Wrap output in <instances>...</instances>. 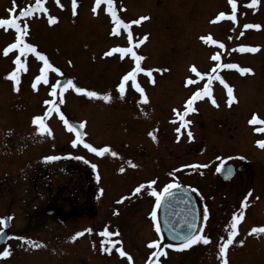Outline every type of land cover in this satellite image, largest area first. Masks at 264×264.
<instances>
[{"label":"rangeland","instance_id":"obj_1","mask_svg":"<svg viewBox=\"0 0 264 264\" xmlns=\"http://www.w3.org/2000/svg\"><path fill=\"white\" fill-rule=\"evenodd\" d=\"M34 3L35 0H15L16 14ZM250 4L251 0H237L236 21L226 16L213 22L220 12L230 16L232 9L229 0H114L117 14L125 23L141 16L149 17L140 24L131 25L133 42L139 44L138 41L147 34L148 44L142 50L146 56L145 65L153 70L167 69L153 71L152 78L144 72L137 75V81L148 97L146 103L140 102L141 94L131 87V81L123 97L118 93L117 85L122 76L135 66V61L129 55L124 60L117 53L104 55L111 49H106L108 46H127L129 43L128 30L122 26L117 28L105 3H101L99 14H95L92 11L95 0H78L77 15L73 16L71 0H59V3L57 0H45L47 13L38 11L32 17L21 18L22 26L25 22L28 24L26 42L35 44L60 72L49 70L48 84L37 82L35 77L40 75L43 61L34 53L26 57L21 55L22 62L26 61V70L18 73L19 91H15L14 82L6 78L17 68L14 59L20 55L19 49H13L7 55L3 53L5 47L15 42L17 33L14 29L0 27V160L9 158L8 168L13 171L18 166L16 162L21 159L22 149L29 150L33 143L43 144L45 148L37 147L40 158L36 164L49 154H63L71 150L72 140L60 125L62 119L59 113L52 112L45 120L51 129L50 134H41L37 130L38 125L33 123L35 116H42L50 107L44 103L46 100L56 101L64 117L88 123V137L94 144L110 146L118 153L117 156L106 153V157H101L103 160H100V164L97 159L94 160L103 186L97 188L102 193L96 200L92 222L94 239L91 243L86 241L82 246L83 252L75 255L63 253L62 249L52 253L55 256L50 264H129L127 257H121L116 251L120 244L111 253L101 250L102 241L106 238L100 233L106 226L109 231H119L120 235L111 239L122 241L124 251L132 256L131 264H146L150 253L155 250L148 247L150 241L160 240V246L163 245L162 235L156 231V220L149 218L154 211L150 206V194L145 188L140 193L134 191L141 182L147 185L146 181L141 180L149 175L144 170L142 178H138V170L132 166L136 155L141 157V169L148 168L147 159L151 157L150 160L157 159L158 163L163 161L156 168L157 172L169 175L176 174L175 169H178L186 180L190 177V183L196 184L199 177L195 166L200 160L201 166L207 165L201 167V189L209 193L213 218L218 217L217 228L210 230L211 234L227 233L226 225L231 216L229 207L237 201L242 202L243 194L249 191L251 196L248 201H252L255 208L253 227L264 226V149L256 143L257 140H264V133L254 131L255 127L264 125L249 124L253 113L264 119V0H259L256 6ZM12 7L13 0H0V18H10L8 9ZM49 15L58 17V22L50 24ZM244 24H259L261 28L244 29ZM114 30L118 34H113ZM204 36H211L218 43L203 41L201 37ZM220 44L224 47H220ZM239 45L258 46V50L240 52ZM217 52L221 59L211 60V56ZM225 63L253 69L250 74H241L238 69L219 68L215 71L214 75L223 77L225 84L233 87L238 102L229 106L225 84L213 78L211 96L193 101L196 111L189 110L185 115L186 107L183 106H186V101L209 83L207 76L197 77L191 67L195 66L203 75L211 72L217 64ZM63 76H70L78 87L102 95L110 94L111 99L104 100L102 95L89 97L71 88L63 94V102L60 103L61 96L54 99L50 93L51 85ZM188 78L196 83L187 84ZM34 83L36 88L32 87ZM213 98L218 107L211 102ZM172 107L182 110L181 114L185 116L184 121L177 123L187 125L185 122L192 121L189 125L192 138L188 135L177 138V124H169ZM197 111L200 112L195 113ZM120 128L125 130L124 135L120 134ZM137 135H140L139 139ZM11 143L12 151L7 149ZM4 149H7L8 156L3 154ZM123 156L134 159H125L121 166ZM227 163H239V169L249 164L252 171L243 178V185L240 179L243 173L239 172L234 178L241 180L239 183L223 181L218 175L217 167ZM106 164L110 166V171L106 170ZM183 165L187 169H183ZM121 167L125 169L124 172L119 171ZM157 172L152 176L155 177ZM12 176L14 180L19 178L16 172ZM15 200L18 202V199ZM18 207L23 208L20 203ZM22 217L23 214L19 213L18 226L23 224ZM253 235L256 241V234ZM30 252L35 254L42 251ZM26 253L27 250L19 252L4 264H38L33 257H25ZM217 254L215 250H208L207 257L205 247L195 246L181 251H167L166 256L162 255L160 264H221L220 260L215 261ZM228 258L230 264H235L230 252Z\"/></svg>","mask_w":264,"mask_h":264},{"label":"flooded vegetation","instance_id":"obj_2","mask_svg":"<svg viewBox=\"0 0 264 264\" xmlns=\"http://www.w3.org/2000/svg\"><path fill=\"white\" fill-rule=\"evenodd\" d=\"M133 43L136 44L135 42ZM147 44L148 43L144 41L142 44H138L135 49L138 55L145 57V59L141 61V67L144 69H146L148 66L145 65L144 61H146V56L142 50L146 48ZM128 46L129 43L127 46L126 44H119V47ZM113 47L117 46H108L106 49ZM117 54L120 55L119 53ZM148 69L153 68L148 67ZM153 75L154 72H152L151 77L148 75L147 76L152 78ZM8 80L10 81V79ZM65 92L66 91H63V94ZM58 96H60V91L57 97ZM184 107L186 106H183V108ZM199 112L200 111H197L195 113ZM181 113L182 110L180 111L174 107L171 108L169 124H177L176 129L180 128L179 133L175 130L177 138L187 135L189 131V125L192 123V121H189L190 123L187 125L177 123L178 121H184L185 116ZM64 118L67 120L71 119L69 116H65ZM75 120L84 124L83 133H86V135L83 136V140L86 143H90L96 148L104 147L97 146L89 139L88 135L90 128L88 127V123L85 124L82 120ZM60 125L61 127L64 126V132L71 137V140L75 139V133L65 127L63 120L61 121ZM120 129V134L124 135L125 130L123 128ZM172 133L174 134V127L172 128ZM139 137L140 135H137L138 139ZM32 145L33 146L29 150L22 149L21 159L20 161L16 162L18 166L13 171L8 168L10 164L9 158H3V160H0V173H3L2 176H0V218L10 217V219H7L5 222L6 224H9L5 231L7 238L5 242H0V251H2L4 247H10L11 249L10 256L0 258V264H4L7 259H12V257L16 256V254L23 252L24 250H27L25 257L28 259L33 257V260L38 264H50V261H54L52 257L55 256L52 253L60 252L59 250L62 249L63 253L75 255L77 252H83L82 246L86 244V241L91 243V241L94 239L93 233L87 232L85 230L89 228L92 229V222L96 212V200L99 198L100 192L102 193V190H97L98 187H103L100 184L101 177L96 171V168H93V165H96L94 160L97 159L98 163L100 164V160H103V158H101L102 156L91 152L82 144H79L75 147L72 145L71 150L63 154L59 152L55 154L56 156L64 158L54 161H46L42 159L38 164H36V161H38L40 158H38L39 148L37 147H41L43 144L41 145L40 143H33ZM7 149L12 151L13 143H11ZM7 149L2 151L3 154H8ZM50 155L51 154H49V156ZM103 156L106 157V153ZM77 157H83V159H79ZM134 158L132 156H123L121 158V166L124 165L123 161L125 159H134V165H136L135 168L138 170V178H142L141 173L145 170L149 175L146 176L147 178L144 177L141 181H146L147 184L148 181L155 180V187L160 185L158 188L153 187L154 185H146L145 187V189H147V194L149 193L151 197L150 206L154 211H156L157 215L158 208L156 206V197L152 195V191L155 189L158 192H163L164 187L169 183H174L190 189L198 198L200 206L202 207V214L204 213L205 207H207L209 215L206 221L202 216L201 229L203 234L210 237L211 242L208 245L198 243L192 245L191 247H205L207 257L208 250H215L218 253V244L220 243V238L224 237L226 239L227 233H219L218 235L210 233V230H215L217 228L218 217L213 218V206L210 202L211 199L209 193H205L201 189V160L199 164L195 166L198 168L197 172L199 177V181L196 184L195 182L190 183V177H188V180H186V177L179 174L178 169H175L176 174L169 173V175H165L157 172L156 168L163 161L158 163L157 159L150 160V157L147 159V161H149L148 168L146 167L141 169L142 161L139 159L141 157L136 155ZM234 165L236 166V173L231 180H233L232 182L236 183H239V181L242 180L241 184L243 185V178L249 176L252 170L248 163L245 164L244 169H239V166H241L239 163ZM30 167L32 168L30 169ZM182 167H185V165ZM124 168L126 169V166ZM183 169L187 168L185 167ZM106 170L110 171V166L108 164H106ZM14 172H16V175L19 176L18 179L14 180L13 176L11 178V175H13ZM155 172H157V175L153 177L152 174ZM239 172L243 173L242 178L240 177L241 180L234 179L237 177ZM166 178L168 179L165 180ZM12 181L14 183H12ZM157 182H159V184ZM245 193H247V191H245ZM243 195L245 196V194ZM134 198L136 201H138V198L135 194ZM15 199H18V202ZM19 203L23 208L20 209V207H18ZM119 203H122V201ZM227 206L228 204L225 206V208ZM240 207L241 201H237L234 203V205H231L229 207L231 208V216L234 212H238ZM262 210L264 219V207ZM254 211V204L252 201H248V207L244 209V218L237 226L238 236L235 238L236 241L243 239L245 240V243L243 246H240L238 243L234 242L233 245L229 246L228 252L232 254L235 264H264V250H262L264 249V233L256 234V241L254 240L253 234L249 235L250 229L253 228ZM19 213L23 214V224L21 226H18ZM231 216L229 223L231 221ZM149 218L153 219L151 215H149ZM4 226L5 224H0V228H4ZM76 232H83L84 234L77 237L75 240L70 239L73 235H75ZM20 237H24L25 239L21 240ZM28 240L35 241L42 246L38 248L32 247L30 244H28ZM81 243L83 245H81ZM20 245L21 248H19ZM207 247H209V249ZM29 249L35 252H42L33 254V252H30ZM166 250L169 252L176 251L173 248H167ZM217 260H220L218 254L215 257V261ZM2 261L3 263H1Z\"/></svg>","mask_w":264,"mask_h":264},{"label":"snow or ice","instance_id":"obj_3","mask_svg":"<svg viewBox=\"0 0 264 264\" xmlns=\"http://www.w3.org/2000/svg\"><path fill=\"white\" fill-rule=\"evenodd\" d=\"M230 4H231V9L232 12L230 14V16L228 14H226L225 12H220L216 17H215V21H219L222 18H225L227 16V18L231 19L232 21H236L237 17H236V8H237V0H229ZM259 0H251V4L249 6H256L258 4ZM57 3H59V0H57ZM101 3H105L107 5V11L111 14L112 19L116 22L117 24V28H119L120 26H122L123 28L127 29V39L129 42V46L128 47H113L111 48L108 52H105V56H110L114 53H119L121 59H124V57L126 55H129L134 61H135V66L128 72H126L119 84L117 85L118 88V92L120 94L121 97H123L126 93V89L128 87V82L131 81V87L134 88L136 91H138L141 94V101L142 103H146L148 101V97L147 95L144 93V89L141 87V85L139 84V82L137 81V75L141 72H145L148 76L151 77L152 72L153 71H166L167 69H144L141 67V61H143L145 59L144 56L142 55H138L137 51L135 50L136 47L138 46V44H134L133 43V34L131 31V25L132 24H140L141 21L147 20L149 19L148 16H141L139 17V19L131 21L130 23H125L124 20L120 19V17L117 14V10L114 7V0H95V6L93 7L92 11L95 14H99L98 13V9L101 5ZM45 4V0H35L34 4H30L29 6L19 10L18 15L17 13V8L15 6V0H13V7L8 9V12L11 14L10 18H0V27H4V28H11L14 29L15 32L17 33L15 42L12 44H9L7 47H5L3 49V53L4 55H7L10 51H12L13 49H19L20 55H16L15 59H14V63L15 65H17L16 70H14L13 72L9 73L8 76L6 78L11 79L14 82V90L15 91H19V84H20V80H19V76L18 73L21 70H26V61L22 62L21 60V55H24L25 57L27 56V54L29 53H34L36 57H38L41 61H43V67L40 69V75L35 77V80L37 82L39 81H43L45 84H48V76L47 73L49 72V70H53L57 73L60 72L59 68H54L53 65L49 62V59L47 57V55L42 52L39 51L37 49V46L33 43H29L26 42L25 37L28 35V24L27 22H25L23 24V26L20 23L21 18H25V17H32L34 13L36 12H43V13H47L48 9L46 7H44ZM61 7H63V5H60ZM77 7H78V0H71V10H72V15L75 16L77 15ZM48 21L50 24H54L58 22V17L55 16H48ZM244 29H260L261 25L259 24H244L243 25ZM113 34H118L116 32V30H114ZM241 35H243V33H241ZM148 39V35L145 34V36L143 37L142 40H139L138 43L142 44L144 41H146ZM201 39L203 41H211L212 44H217L218 42L216 40H213L211 38V36H204L201 37ZM220 47H224L223 44H220ZM258 50V46L257 47H253V46H248V45H239L238 47V51L240 52H256ZM221 59V55L219 52L213 54L211 56V60L213 61H219ZM70 63V62H69ZM219 68H225V69H238L240 71L241 74H250L253 73V69H251L250 67H240L238 64L236 63H225V64H217L216 67L209 73H205V74H201L197 71L195 66L191 67V71L193 73L196 74L197 77L199 78H203V76H207L209 83L206 84L202 89H198L196 92L193 93V95L186 101V108H185V112L184 114L187 115V112L189 110L191 111H196L195 108H193V101L197 100V99H201L203 96H211V81L212 79H216L219 80L220 83L225 84V81L223 79V77L219 76V75H214L216 69ZM152 82L154 83V79L152 80ZM196 83V81H194L191 78L187 79V84L189 85H194ZM33 88H36V84L34 83L32 85ZM225 87L227 88V103L229 106H231V104L233 102H238L237 97L234 95V89L231 86H228L227 84H225ZM58 88L60 89V96H61V100L60 103L63 102V91L65 89L68 88H72L74 89L77 93H84L89 97H99L102 94L95 92V91H89L83 87H78L73 80L68 79L66 80L63 85L61 86V82L57 81L55 84L51 85V93L50 95L52 97H56L58 94ZM102 98L104 100H110L111 99V95L110 94H103ZM211 102L213 103V105L215 106H219L216 102V100L213 98L211 100ZM47 105H50V107L43 113V115H37L33 118V123L38 125V131L41 134H50L51 133V129L48 128V126L45 123V120L48 118V116L50 115V113L52 112H56L59 113L60 118L64 121V123L68 126L69 130L75 133V139H73L71 141L72 145L75 147L79 144H82L85 148L89 149L91 152L103 156L105 153H110L112 156H117L118 153H116L115 151H113L111 149L110 146H104L101 148H96L93 147L90 143H86L82 137L84 135H86V133H83L82 131H79L78 129H83L84 125L83 123H78V124H70L68 122L67 119L64 118V113L60 111V108L58 106V104L54 101V100H46L44 102ZM190 123V122H185ZM249 124L250 125H264V119H261L259 114L257 113H253L251 118L249 119ZM176 131L179 133L180 132V128H177ZM254 131L258 132V133H264V127H255ZM9 133H11V130H9ZM150 135H152L150 133ZM187 135L189 136V138H192V132L189 130ZM153 139H155V137L153 136ZM256 143L258 144V146L262 149H264V140H257ZM70 155V154H69ZM64 157H60V156H56V155H50V156H46L44 157V159L46 161H54L57 159H61ZM79 159H83V157H77ZM220 159V158H218ZM231 159V158H229ZM240 159H244V157H240ZM133 167H135L136 165H132ZM96 165H93V168H95ZM201 167H207V165H202ZM217 172H222L225 175V178H230V176L232 174H234V168H229L227 167V165H223L222 167H218ZM120 172H124L125 169L123 167H121L119 169ZM156 183L155 180L152 181H148L147 185L151 186L154 185ZM146 187L145 184H140L135 188V193H140L142 189H144ZM178 187L177 184L174 183H169L168 185H166L163 189V192H158L155 189H153L152 191V195H154L156 197V206L157 208L160 207L161 205V199L165 196V195H171V189H174ZM251 196V191H249L243 201L241 202V207L239 209L238 212H234L231 216V221L228 225H226V228L228 229L227 231V238L225 239L224 237L220 238V243L218 244V256L220 257V261L221 264H230L229 258H228V250H229V246L233 245L234 242L238 243L240 246H243L245 243V240L240 239L238 241L235 240V238L238 236V224L241 220H243L244 218V209H246L248 207V197ZM124 199V198H122ZM208 210L207 207H205L204 209V213H203V219L206 221L208 218ZM151 216L153 218V220H156L157 218V213L156 211H153L151 213ZM10 219V217L8 218H0V224H5L6 227V220ZM189 229H191L187 234H184L183 232H181L178 236L179 239V243L178 244H168L165 245L166 248H173L175 250H184L186 248L191 247L194 244H198V243H203L205 245L210 244L211 240L210 237L203 234L202 229H198L195 228L194 224H189L188 225ZM4 231V228H0V233H2ZM85 231L87 232H91L92 229H86ZM156 231L160 232V226L159 223H157L156 225ZM260 234V233H264V226H258V227H253L250 229L249 231V235L251 234ZM84 233L83 232H76L75 235H73L70 239L75 240L77 237L82 236ZM103 237H105L106 239L104 241H102V248L101 250L105 253H111V251L113 250V248H116L117 244H120L119 248H116V251H118L119 255L121 257H127L129 264H131L132 261V256L124 251L123 249V245H122V241H118V240H113L111 239V237L113 236H119V231L115 230V231H109L108 227L106 226L102 232L100 233ZM21 240L25 239L24 237H20ZM28 244H30L32 247H41L42 245L36 243L35 241L32 240H28L27 241ZM95 247V245H93ZM149 248H153L155 249L154 251H152L150 253L149 256V260L147 262V264H160L159 261V257L161 255L166 256L167 252L165 251L164 248L160 247V240H153L150 241L148 244ZM11 255V249L10 247H4L2 251H0V258H4V257H8ZM155 257V261L153 262L152 258Z\"/></svg>","mask_w":264,"mask_h":264},{"label":"water","instance_id":"obj_4","mask_svg":"<svg viewBox=\"0 0 264 264\" xmlns=\"http://www.w3.org/2000/svg\"><path fill=\"white\" fill-rule=\"evenodd\" d=\"M68 79L71 78L67 76L59 80L61 82V86ZM68 122L73 125L78 124V122L72 119H69ZM78 130L83 132V129ZM224 165H227L229 168H234L235 170V166L233 164L229 163ZM222 166L223 165H220L219 167ZM217 173L224 181H229L234 176L235 171L234 174H232L230 178L227 179L222 172ZM170 191L172 193L171 195H165L161 199L158 222L160 226V232L162 233L165 242L167 244L175 245L180 242L178 236L181 232L187 234L191 230L188 227L189 224H194L195 228H201L202 209L197 196L187 187L178 186L174 189H171ZM8 226L9 224L7 223L6 227L4 226V231L0 233L1 243L6 241L7 234H5V231ZM155 259V257L152 258L153 262Z\"/></svg>","mask_w":264,"mask_h":264}]
</instances>
